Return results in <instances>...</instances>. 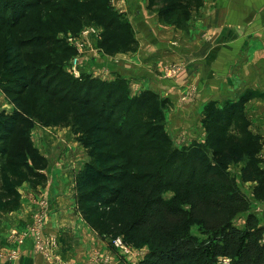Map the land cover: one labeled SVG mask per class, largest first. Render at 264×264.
Here are the masks:
<instances>
[{
	"label": "trees",
	"instance_id": "1",
	"mask_svg": "<svg viewBox=\"0 0 264 264\" xmlns=\"http://www.w3.org/2000/svg\"><path fill=\"white\" fill-rule=\"evenodd\" d=\"M203 3L148 0V8L171 22L176 11L187 16ZM85 17L109 32L98 44L104 54L137 44L111 0H0V75L11 76L1 88L17 107L0 112L8 176L0 214L19 208L23 183L47 181L33 123L72 125L89 155L76 174L77 209L102 238L147 247L137 264H264V227L251 211L253 199L264 200L263 145L242 104H209L204 142L178 147L166 130L169 98L152 89L133 95L123 75L108 82L86 73L79 80L66 71L76 49L59 33L74 31ZM241 161L239 181L230 168ZM243 182L255 183L252 196ZM241 217L243 226L236 223ZM195 224L201 237L191 230Z\"/></svg>",
	"mask_w": 264,
	"mask_h": 264
},
{
	"label": "crops",
	"instance_id": "2",
	"mask_svg": "<svg viewBox=\"0 0 264 264\" xmlns=\"http://www.w3.org/2000/svg\"><path fill=\"white\" fill-rule=\"evenodd\" d=\"M141 3L142 6L138 2L133 5L137 11L143 7L146 11L148 1ZM142 13L138 18L139 27L154 46L148 49L144 44L138 52L126 54L130 62L134 61L135 65L131 66L118 61L112 63L113 57L88 47L86 73L100 77L103 70H109L111 74H106L109 77L119 74L132 78L133 95L152 89L169 98L173 106L166 110V130L174 142L180 141L181 145L206 138L202 122L209 104L223 109L229 104L241 103L249 130L262 139L259 157L264 168V0H204L197 14L188 21L187 30L175 27V40H171V46L164 38L171 31L164 30L160 36L156 30L157 16ZM147 16L152 21H147ZM142 61L143 67H140L138 63ZM174 62L187 63L186 71L175 80L165 74L166 66ZM143 75L148 76L145 81ZM191 88L194 89L193 98L184 102L182 97ZM75 143L69 140L66 149L71 150ZM49 160L45 169L46 183L37 187L23 183L18 187L21 194L19 208L0 214V264H53L35 250L33 237L26 230L38 210L40 196H45L49 202L47 230L62 235V264H96L98 255H102L103 244L100 246L101 241L77 209L78 165L66 166ZM251 211L264 227V200L253 199ZM15 229L24 234V243L15 240ZM14 248L19 249V256L9 258V252Z\"/></svg>",
	"mask_w": 264,
	"mask_h": 264
},
{
	"label": "rangeland",
	"instance_id": "3",
	"mask_svg": "<svg viewBox=\"0 0 264 264\" xmlns=\"http://www.w3.org/2000/svg\"><path fill=\"white\" fill-rule=\"evenodd\" d=\"M141 1L143 0H138L136 1V3L133 2V0H111V4H113V6L116 8L117 11L121 12L122 15V19L123 22H125L126 24L130 25V29L127 28L126 31H128V33L130 34V36H132L131 38L136 40L135 43L137 44H131L129 47V49H125L123 47L122 50L116 52V53H111V54H107L109 56H111V61L113 62H120L124 65L127 66H131V65H135L134 61L130 62V58H127V55H131L135 52H138L139 49L141 48V45H148V49L150 47H153L154 44L150 43L145 35L143 34V32L141 31L140 27H139V22H138V18L141 17L139 16L140 12L142 13L143 11L147 13V15H151L153 17L156 18L157 16V21H156V30L157 33L161 36V34L163 32H165L167 29L171 31V33H169L168 35H166L164 38H167V42L169 44V46H171V40H175V27L176 28H180V27H184L183 29L188 28V21L191 20L193 18V16H195V14H197V10L196 9H192L188 12V15H184L183 11H176L175 12V21H160L158 13L156 11H153L151 9L148 8V4L146 5V11L141 9L137 11V9L135 8L134 5L137 4V2L142 6ZM148 1V0H147ZM134 4V5H133ZM117 5V7H116ZM179 8H181V6L183 7L182 4L178 5ZM149 11V12H148ZM143 14V13H142ZM145 18V16H143V19ZM151 20V18H149V16H147V21ZM152 21V20H151ZM81 26H78L73 30L69 29L67 31H61L59 33V38H65L68 42L69 45H72L70 43L69 38L73 37H79L80 35H85V38L88 40V45L89 48L93 49V50H100V48L98 47L99 41H101L102 37L105 36L106 34L108 35L109 32L105 31L104 26L97 20H93V18L91 17H85L82 22H81ZM153 24V23H152ZM165 30V31H164ZM155 34V33H154ZM163 35V34H162ZM155 36L157 37V35L155 34ZM158 39V37H157ZM165 40V39H164ZM74 46V45H72ZM158 46V45H157ZM74 48L76 49V53L74 52V54L70 57V59L67 60L66 62V71L69 74H72V72L68 69V64L69 62L72 63V61L74 60V58L76 56H80V51L78 48H76L74 46ZM134 48V49H133ZM156 49V48H155ZM167 49L171 50L170 47H168ZM168 50V51H169ZM144 51H147L144 50ZM127 54V55H126ZM108 60V58H107ZM109 61V60H108ZM89 62V59L86 61V67H87V63ZM143 67V61L142 63H138ZM187 68V63L186 62H174V63H170L166 66V77L168 78H172L173 80H175V78H178L179 75L186 71ZM111 71L109 70H103L101 74H105V77H102L100 75V79L104 80V81H108L111 82L113 81L119 74H117L116 76H114V74H112V77H109L108 75H106L107 73H110ZM86 74L83 73L80 77H76L75 78H80L79 80H81L82 77H84ZM111 74V73H110ZM73 75V74H72ZM157 76V74H155ZM144 76V75H143ZM8 77H11L8 73H4L0 75V112H4L6 114H13L15 112H17V107L8 99V97L5 95V93L3 92L2 88H1V82L7 80ZM148 76H144L142 77L145 81V79H147ZM127 78V77H126ZM132 78H127L129 82V86L130 89L131 87V80ZM3 84V83H2ZM132 94V92H131ZM194 95V89H188L185 93V95L182 97L184 102L189 101L191 98H193ZM173 106V103L171 101V106L168 108L171 109V107ZM203 123V122H202ZM31 136H32V140L34 142V145L36 146V148L40 151V153L45 156L48 160V164L50 163L49 158L52 160V163H58V164H65L66 166L68 165H74L77 164L78 165V171L81 170L79 167L81 166V168L83 169L85 163L89 160V155H88V149L82 144V142H80V135L75 131L74 126H68V127H62L60 125H49V126H43L39 123H33V126L31 127L30 131ZM169 133V132H168ZM67 140V141H66ZM72 141L76 143L74 144V147L71 148V150H67L66 146L68 144V141ZM205 140V138H204ZM201 141V142H204ZM262 140V139H261ZM200 142V141H198ZM180 141L175 142V144L178 147H183L185 145H181L179 144ZM69 146V145H68ZM61 147V148H60ZM41 148V149H40ZM70 149V148H69ZM68 151V152H67ZM5 163V160L0 161V204H4L6 206V202H4L2 199V184L4 183V179H7V177H4L2 169H3V165ZM245 163L243 161L239 162V163H234L231 165V170L235 173L238 174L239 177L241 178V174H240V170L243 167ZM44 171V170H43ZM77 174V173H76ZM249 183L243 182V186L245 188V190L249 193V195H251L252 192V188H253V184L248 185ZM173 195V192H168L166 193V198H170ZM252 196V195H251ZM2 205V206H4ZM244 221V217H241L239 219H237L236 223L237 225L241 226V224H243ZM85 223L90 227V225L85 221ZM191 230L198 234L199 230L197 225H192ZM93 234L96 236V238L98 240L101 241V244H103L104 248L101 251L102 255H98V260L96 262V264L99 263H108V264H120L122 262V264H137L138 261L140 259H142L144 257V255L146 254V252L148 251L147 247H135L129 243H127L126 241H124L125 246L124 247H118L116 245V241L115 239H111V238H102L101 236H99L93 229ZM96 234H95V233ZM200 236V233L198 234ZM201 237V236H200ZM62 238V235H61ZM63 240V239H62ZM64 250V244H62V251ZM121 261V262H120Z\"/></svg>",
	"mask_w": 264,
	"mask_h": 264
},
{
	"label": "built area",
	"instance_id": "4",
	"mask_svg": "<svg viewBox=\"0 0 264 264\" xmlns=\"http://www.w3.org/2000/svg\"><path fill=\"white\" fill-rule=\"evenodd\" d=\"M70 43L74 45L80 51V56H76L74 60L69 62L68 69L76 77H80L83 73L87 72L88 63L86 67V51L89 47L88 40L85 35L79 37L69 38ZM98 53L104 54L103 51L97 50ZM105 77V74H100ZM50 207L49 202L45 196L39 197V207L34 215L32 222L27 226L26 230L33 237L35 250L43 255L46 261L53 264H62L63 258L61 254L62 250V239L61 235L55 231H48V219H49ZM13 235L17 243H24V234L19 233V229L13 230ZM116 245L118 247H124V239L122 237L115 238ZM9 258H17L19 256V249H12L9 252ZM104 264V263H99ZM108 264V263H105Z\"/></svg>",
	"mask_w": 264,
	"mask_h": 264
},
{
	"label": "water",
	"instance_id": "5",
	"mask_svg": "<svg viewBox=\"0 0 264 264\" xmlns=\"http://www.w3.org/2000/svg\"><path fill=\"white\" fill-rule=\"evenodd\" d=\"M144 28V26H142ZM145 29V28H144Z\"/></svg>",
	"mask_w": 264,
	"mask_h": 264
}]
</instances>
